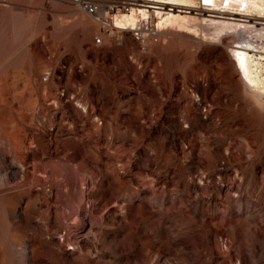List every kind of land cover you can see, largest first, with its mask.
I'll use <instances>...</instances> for the list:
<instances>
[{
	"label": "rangeland",
	"instance_id": "obj_1",
	"mask_svg": "<svg viewBox=\"0 0 264 264\" xmlns=\"http://www.w3.org/2000/svg\"><path fill=\"white\" fill-rule=\"evenodd\" d=\"M92 1L0 0V264H264V95L227 50L264 25L193 0L142 39Z\"/></svg>",
	"mask_w": 264,
	"mask_h": 264
},
{
	"label": "bare ground",
	"instance_id": "obj_2",
	"mask_svg": "<svg viewBox=\"0 0 264 264\" xmlns=\"http://www.w3.org/2000/svg\"><path fill=\"white\" fill-rule=\"evenodd\" d=\"M127 1L130 6V13H119L112 16L111 23L116 28H130L132 30L137 25V14L140 15L142 20H145L152 13L156 16L157 30L162 27H170L188 33L195 31L193 23L198 17H195L190 11L195 8L193 0ZM228 2V7L223 9L222 12H209L201 20H208L215 24L216 32L223 35L225 32H234L245 27H252L253 25L249 21L251 16L257 19L256 22L264 25V0H228ZM166 5L174 6L176 10H166ZM249 45L242 46L239 41L234 42L227 49L228 56L234 71L246 89L255 96L261 97L264 95V50L258 51L255 47ZM84 226L85 222H82L79 231L82 232Z\"/></svg>",
	"mask_w": 264,
	"mask_h": 264
},
{
	"label": "built area",
	"instance_id": "obj_3",
	"mask_svg": "<svg viewBox=\"0 0 264 264\" xmlns=\"http://www.w3.org/2000/svg\"><path fill=\"white\" fill-rule=\"evenodd\" d=\"M228 0H215V1H209V0H197V9L201 11L202 13H209V12H222L223 9H226L228 7ZM78 7L83 9L85 12H87L90 15H96V5L92 0H78L77 3ZM135 34L137 38H142L143 36H148L152 32L149 29L148 25H142L140 28L136 30H131Z\"/></svg>",
	"mask_w": 264,
	"mask_h": 264
}]
</instances>
